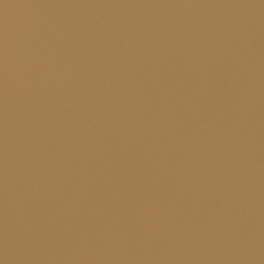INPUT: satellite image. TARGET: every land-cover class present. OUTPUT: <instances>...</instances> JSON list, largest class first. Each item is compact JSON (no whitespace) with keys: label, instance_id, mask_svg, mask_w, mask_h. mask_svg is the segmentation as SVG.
Here are the masks:
<instances>
[{"label":"water","instance_id":"1","mask_svg":"<svg viewBox=\"0 0 264 264\" xmlns=\"http://www.w3.org/2000/svg\"><path fill=\"white\" fill-rule=\"evenodd\" d=\"M0 264H264V0H0Z\"/></svg>","mask_w":264,"mask_h":264}]
</instances>
